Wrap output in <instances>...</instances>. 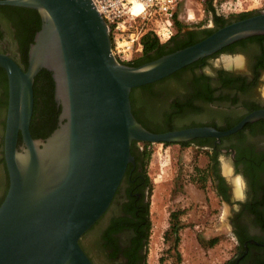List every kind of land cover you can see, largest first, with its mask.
Listing matches in <instances>:
<instances>
[{
    "label": "water",
    "instance_id": "1",
    "mask_svg": "<svg viewBox=\"0 0 264 264\" xmlns=\"http://www.w3.org/2000/svg\"><path fill=\"white\" fill-rule=\"evenodd\" d=\"M38 11L42 26L24 70L0 53L9 81L4 155L10 186L0 205V264H94L81 246L112 203L137 143H185L233 134L264 119V109L235 127L153 133L136 118L134 89L165 79L237 41L264 35V11L228 24L204 40L140 66L113 53L111 31L93 0H0ZM52 74L58 127L35 139L34 85ZM20 136L22 137L21 143Z\"/></svg>",
    "mask_w": 264,
    "mask_h": 264
},
{
    "label": "flooded vegetation",
    "instance_id": "2",
    "mask_svg": "<svg viewBox=\"0 0 264 264\" xmlns=\"http://www.w3.org/2000/svg\"><path fill=\"white\" fill-rule=\"evenodd\" d=\"M1 12L0 8V53L9 55L24 69L23 45L27 42L30 49L36 34L34 36L30 24L22 26L15 24L16 19L14 23L4 20ZM243 19L245 17L240 15L226 17L218 11L211 13L205 24L199 22L179 27L174 38L165 45V52L196 44L222 27ZM263 77L264 35H261L237 41L150 85H153V94H172L168 102L174 113L181 111L180 114L207 119L177 130L211 127L224 132L248 114L264 109L260 91ZM39 83L44 87V78L41 77ZM140 91L137 98L144 103L147 98ZM8 103L9 81L7 93L0 81V145L3 144L0 148V201L5 194L1 159L5 158ZM188 143L210 152L212 183L220 200L233 202L232 184L221 173L220 157L230 159L233 165L231 178L240 173L243 175L247 185L245 198L237 201L238 206L230 217L239 248L232 264H264V119L248 123L230 135L196 138ZM139 144L136 143L135 161L129 164L108 210L81 239L82 248L94 264H146L149 181L143 148Z\"/></svg>",
    "mask_w": 264,
    "mask_h": 264
},
{
    "label": "rangeland",
    "instance_id": "3",
    "mask_svg": "<svg viewBox=\"0 0 264 264\" xmlns=\"http://www.w3.org/2000/svg\"><path fill=\"white\" fill-rule=\"evenodd\" d=\"M217 11L226 17L260 12L264 11V0H182L176 17L180 23L179 27H187L199 22L207 23L210 14ZM154 23V20L145 22L137 20L133 27L125 31L128 34L142 36L149 31L156 34ZM111 38L114 50L116 44L112 31ZM142 54L143 51L136 53L129 61L119 60L123 63L131 62L139 59ZM261 88H264V82ZM171 97L172 94L168 93L165 96L156 95L149 100L148 104L155 103L159 108V114L150 121V125L161 129L171 126L182 128L207 120L200 116L175 114L168 102ZM165 111L175 116L172 119L165 117L163 116ZM1 132L0 123V134ZM140 145L143 151L147 149L150 152L149 160H144L149 178L151 219L146 264H232L239 248L230 217L238 206V200L233 199L232 183L233 202L228 203L227 200H220L218 197L212 183L210 152L189 143H140ZM220 159L221 173L229 181L237 175L243 177L240 173L231 178L233 165L230 159L225 156H221ZM246 190L245 182L244 196ZM225 205L229 207L230 215L221 219ZM173 214H177L178 221L176 217L172 218ZM174 226L179 229L180 240L177 245Z\"/></svg>",
    "mask_w": 264,
    "mask_h": 264
},
{
    "label": "trees",
    "instance_id": "4",
    "mask_svg": "<svg viewBox=\"0 0 264 264\" xmlns=\"http://www.w3.org/2000/svg\"><path fill=\"white\" fill-rule=\"evenodd\" d=\"M0 8L2 9L1 17L4 18V20H7V21L9 20L12 23H14L16 19L15 24H21L22 26L26 24H30V28L32 29L34 36L41 29L42 21H41V17L38 11L33 10V9L14 7V6H1ZM257 13L258 11H255L252 13H244V14H241L240 16L246 18V17H250ZM221 20L223 21L224 18L222 17ZM179 25L180 23L176 21L177 28L179 27ZM173 38L174 37H172V39ZM172 39H170L168 42H170ZM141 42L143 44L142 56L139 59H136L131 62H127L126 64L130 66H140L142 64L153 61L166 54L176 51L174 50L172 52H165L164 47L168 42L161 43L157 35L153 31H149L146 34H144L143 37L141 38ZM31 43H33V40ZM23 46H24L23 51L25 55L23 58L24 61L22 65L24 67V70H27L28 64H29V46L27 42H25ZM182 48L183 47H179V49H182ZM0 74H1L0 81L2 85L6 88V93H7L8 79H7V75L5 74V70L0 68ZM41 77L44 78V83H43L44 87L39 86L40 84L39 81ZM152 86L153 85H146V86L139 87L133 90L131 94V100H132L133 112L136 118L145 128H147L149 131L153 133H164L168 131L177 130V128L172 127V126L169 128L161 129V128H155L154 126L150 125V121L154 120L156 116L159 114L158 112L159 108L155 106V103L148 104L149 102L148 100L153 99L156 96V94H153L152 92ZM138 90H141L140 94L145 95V97L147 98L146 102L142 103L137 98V94L139 93ZM34 92H35V107H34L32 123H31V133L35 139H39V138L45 139L49 137L53 133V131L58 127L59 115L61 113V107H59L55 101V82L52 78V74L49 71L42 70L38 74V76L36 77L35 85H34ZM6 109H7V105L5 106V113H6ZM180 112L177 111V113L175 114H178ZM183 114H186V113H183ZM163 116L169 117L170 119H172L175 115H170L166 112L165 114H163ZM3 127L5 128V123ZM21 141H22V137L20 136L19 143H21ZM136 143L137 142H134L132 145L133 155L136 151H138ZM183 144H188V143H183ZM0 148H3V144L0 145ZM2 154H3V149H2ZM143 155L145 157V160L148 161L150 158V152H148L147 149H145L143 151ZM1 163L3 165V179L5 181V184H4L5 194L2 200L0 201V205L4 201L5 196L10 186L9 172H8L5 158L1 159ZM148 181H149V178H148ZM147 214L148 216L150 215L149 208H148ZM174 217H176V221H178L177 214H173L172 218L174 219ZM174 228L175 229L173 230H175L176 236H177V239H176V245H177L180 240V237L178 235L179 229H177L176 226H174ZM150 230H151V221L149 219V226L147 227V232L145 235L147 245H148V240L150 236Z\"/></svg>",
    "mask_w": 264,
    "mask_h": 264
},
{
    "label": "built area",
    "instance_id": "5",
    "mask_svg": "<svg viewBox=\"0 0 264 264\" xmlns=\"http://www.w3.org/2000/svg\"><path fill=\"white\" fill-rule=\"evenodd\" d=\"M182 0H93L106 21L116 44L113 50L119 60H132L143 51L141 34H128L137 20H154L160 42H168L176 33V12ZM142 36V37H141Z\"/></svg>",
    "mask_w": 264,
    "mask_h": 264
},
{
    "label": "clouds",
    "instance_id": "6",
    "mask_svg": "<svg viewBox=\"0 0 264 264\" xmlns=\"http://www.w3.org/2000/svg\"><path fill=\"white\" fill-rule=\"evenodd\" d=\"M260 91H261V98L264 99V88H261ZM229 182L232 183L234 186L233 199L243 201V199L245 198L243 194V189L245 186L243 177L237 175L235 176L234 179L230 180ZM229 215H230V209L227 205H225L221 219H225Z\"/></svg>",
    "mask_w": 264,
    "mask_h": 264
},
{
    "label": "bare ground",
    "instance_id": "7",
    "mask_svg": "<svg viewBox=\"0 0 264 264\" xmlns=\"http://www.w3.org/2000/svg\"><path fill=\"white\" fill-rule=\"evenodd\" d=\"M238 61V60H237Z\"/></svg>",
    "mask_w": 264,
    "mask_h": 264
}]
</instances>
